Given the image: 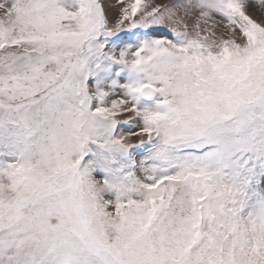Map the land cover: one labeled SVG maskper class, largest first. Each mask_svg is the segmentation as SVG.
Here are the masks:
<instances>
[{
  "label": "snow or ice",
  "instance_id": "1",
  "mask_svg": "<svg viewBox=\"0 0 264 264\" xmlns=\"http://www.w3.org/2000/svg\"><path fill=\"white\" fill-rule=\"evenodd\" d=\"M264 0H0V264H264Z\"/></svg>",
  "mask_w": 264,
  "mask_h": 264
},
{
  "label": "rangeland",
  "instance_id": "2",
  "mask_svg": "<svg viewBox=\"0 0 264 264\" xmlns=\"http://www.w3.org/2000/svg\"><path fill=\"white\" fill-rule=\"evenodd\" d=\"M249 14L253 16V18L260 20V19H264V9H261L258 6V3L256 6H250L249 9Z\"/></svg>",
  "mask_w": 264,
  "mask_h": 264
}]
</instances>
